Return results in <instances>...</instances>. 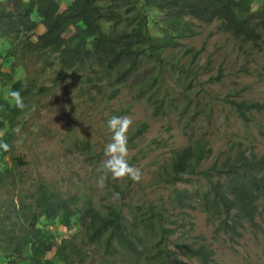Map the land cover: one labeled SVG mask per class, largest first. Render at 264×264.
Returning <instances> with one entry per match:
<instances>
[{"label":"trees","instance_id":"16d2710c","mask_svg":"<svg viewBox=\"0 0 264 264\" xmlns=\"http://www.w3.org/2000/svg\"><path fill=\"white\" fill-rule=\"evenodd\" d=\"M0 0V190L13 187L19 157L12 147L14 125L23 117L34 95V85L14 81L19 57H35L47 69L56 67L57 80L71 73L76 80L93 83L95 89L107 81L115 97L121 86L140 68H155L157 74L140 92L148 100L163 101L160 90L164 50L178 47V41L195 34L190 20L211 24L240 44L253 49L264 47V0ZM189 18V19H188ZM38 25L41 33L36 34ZM104 27L110 28L106 33ZM194 61L202 48L184 50ZM262 69L264 70V64ZM26 83V82H25ZM18 90L24 110L9 104L8 93ZM245 122L251 114H264V102H232ZM253 111V112H252ZM140 123L134 137L145 132ZM84 148L87 144H83ZM210 149L199 140L174 152L166 174L173 181L195 175ZM207 183L201 193L200 210L218 221L217 230L239 235L244 223L253 225L264 214V154L238 151L219 164L200 172ZM189 195L176 192V201ZM27 201L0 200V264H175V251L201 264H210L213 252L203 246L171 242L172 229L164 227V212L148 206L125 212L109 205L100 211L77 196H62L39 185ZM162 207V206H160ZM58 222L67 230L77 228L68 238H58L41 227ZM41 224V225H40ZM89 249L90 252H83ZM98 256V257H97Z\"/></svg>","mask_w":264,"mask_h":264},{"label":"rangeland","instance_id":"374dc122","mask_svg":"<svg viewBox=\"0 0 264 264\" xmlns=\"http://www.w3.org/2000/svg\"><path fill=\"white\" fill-rule=\"evenodd\" d=\"M58 1L63 9L65 3ZM190 21L196 26L195 34L179 40L178 47L164 50L163 101L148 100L140 92L141 86H147L157 74L155 68H140L109 99L113 88L107 81L95 89L93 83L76 80L71 73L57 80L56 67L47 69L35 57H19L14 81L19 78L25 86L33 84L34 95L13 126L11 144L20 159L13 171L17 182L0 190V200L16 203L20 196L27 201L25 197L42 185L62 196H77L80 202L89 200L100 211L112 204L125 212L153 206L164 212V227L174 231L171 242L211 250L210 264H264V214L253 225L244 223L237 230L239 235L233 236L218 231V221L198 205L207 189L202 170L238 151L264 154V114L252 111L251 121L245 122L232 104L264 102V47L257 51L251 44H240L230 34L218 31L216 21ZM41 30L38 25L36 34ZM104 31L108 33L110 28L104 27ZM188 48H202V53L193 61L184 53ZM7 49L0 42V51ZM113 115L132 120L127 133V159L140 170L141 179L133 182L109 176L105 186L98 188L103 148L111 135L107 120ZM140 123L147 129L134 137ZM193 140L204 143L210 155L195 175L175 182L165 168L174 152ZM176 192L190 198L180 203L175 199ZM113 193L120 194L118 200L113 201ZM41 227L55 234L57 240L77 232L76 227L70 231L58 222H42ZM169 248L177 255L175 264H201L173 245ZM91 262L89 259L88 264Z\"/></svg>","mask_w":264,"mask_h":264},{"label":"clouds","instance_id":"9594fccd","mask_svg":"<svg viewBox=\"0 0 264 264\" xmlns=\"http://www.w3.org/2000/svg\"><path fill=\"white\" fill-rule=\"evenodd\" d=\"M9 104L20 110L26 108L21 93L18 90H10L8 93ZM132 124V120L127 116H110L107 120V130L111 134L110 142L103 148V157L100 163L101 175L97 180V187L103 188L106 179L111 176L113 180H123L125 178L133 182L141 179L140 170L131 166L128 162V137L127 133ZM0 149L9 150L7 143H0ZM119 193H113V201L119 199Z\"/></svg>","mask_w":264,"mask_h":264}]
</instances>
